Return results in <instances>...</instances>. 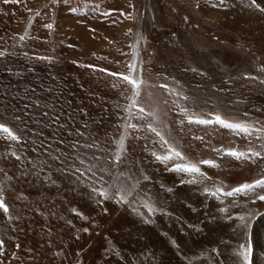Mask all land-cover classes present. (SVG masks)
<instances>
[{
	"label": "rangeland",
	"instance_id": "374dc122",
	"mask_svg": "<svg viewBox=\"0 0 264 264\" xmlns=\"http://www.w3.org/2000/svg\"><path fill=\"white\" fill-rule=\"evenodd\" d=\"M250 4L0 0V124L18 138L0 132V264H243L249 243L264 264V186L225 195L264 180V12ZM149 125L184 159L158 160L168 145Z\"/></svg>",
	"mask_w": 264,
	"mask_h": 264
},
{
	"label": "snow or ice",
	"instance_id": "6c2138e0",
	"mask_svg": "<svg viewBox=\"0 0 264 264\" xmlns=\"http://www.w3.org/2000/svg\"><path fill=\"white\" fill-rule=\"evenodd\" d=\"M4 3H9V0H4ZM250 6L259 9L261 12H264V8H261L260 5L256 3V0H251ZM73 11H76V9H73ZM47 27L51 28L52 25L49 24V25H47ZM21 38H23V37H21ZM193 71H195V69H193ZM112 75H117V74L112 73ZM122 79L127 81L132 86V88L134 89V96H138L139 95V88H140L142 81L139 78H136L133 76V65H129L128 74L122 75ZM133 106H135V105H133ZM143 112H144V109L140 108V113H143ZM17 119H19V118L17 117ZM190 122H191V119H190ZM196 122H198V123H210L211 121L198 120ZM215 122L222 125L223 127L231 129L233 131H238V132H242L245 134L249 133V131H250V126L245 125L243 123L228 122L225 119H222L221 116H219V115L215 116ZM128 127L135 128L136 125L129 124ZM149 128L152 132H154L157 136L160 137V139L163 141L164 144L168 145V154L164 155V156H156V158L158 160L167 161V160L171 159L172 157H177V158H180L181 160L184 159V157L182 156V153L180 151H177L170 144H168V141L164 139V137L161 135V133L159 131H157V129L155 127H152L151 125H149ZM0 132L5 133L7 135V137L11 140L18 139L17 136L12 132V130H10L8 127H6L3 124H0ZM122 140H123V138H121V142H122ZM228 154L237 158V159H240V158L246 156V154L244 152H238V151L231 150V149L228 151ZM154 155H155V153H154ZM253 155H260V154L259 153H253ZM116 159H119V154H117ZM201 163L209 164V165L212 164L211 161H202ZM174 170L184 171V172H189V173H199L200 172V169L195 164H190V163L176 164L174 166ZM144 179H148V177L145 176ZM258 186H264V180H256L253 183H242L238 187L233 188L230 192L225 193V195L231 196V195L236 194V193L247 192V191H250L252 188L258 187ZM93 191H97V189H93ZM217 191H219V189H217ZM99 194L101 196H103L104 198L109 197V191L107 189L100 190ZM128 194L130 195L131 193L129 192ZM213 194H215V193H213ZM117 197H118V202H124L126 200L125 195L122 194V190L117 191ZM258 198L260 200H264V196H260ZM0 209H3V211L5 213L8 212V208L3 203L2 199H0ZM239 219H243V217H239ZM2 247H3V242L0 241V248H2ZM252 253H253V248H252V245L249 243L247 246H245L244 244H241L239 246V251L237 254L242 258L243 264H251Z\"/></svg>",
	"mask_w": 264,
	"mask_h": 264
}]
</instances>
